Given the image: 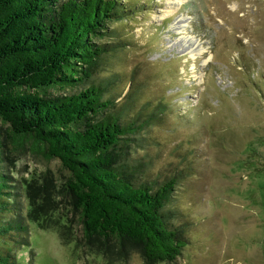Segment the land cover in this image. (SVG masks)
Listing matches in <instances>:
<instances>
[{"label": "rangeland", "instance_id": "1", "mask_svg": "<svg viewBox=\"0 0 264 264\" xmlns=\"http://www.w3.org/2000/svg\"><path fill=\"white\" fill-rule=\"evenodd\" d=\"M122 1L142 10L115 23L111 40L124 47L98 61L92 78L114 71L118 103L134 84L148 122L130 159L143 162L145 180L177 178L170 210L183 207L184 222L172 220L186 243L151 264H264V0ZM12 158L22 213L32 214L24 245L0 244L16 263L149 264L138 249L86 242L60 192L41 188L59 177L57 160L28 149Z\"/></svg>", "mask_w": 264, "mask_h": 264}, {"label": "trees", "instance_id": "2", "mask_svg": "<svg viewBox=\"0 0 264 264\" xmlns=\"http://www.w3.org/2000/svg\"><path fill=\"white\" fill-rule=\"evenodd\" d=\"M141 10L122 0H0V244L26 241L32 214L22 213L8 165L28 149L58 161L59 177L41 188L60 192L86 242L102 252L138 249L149 264L181 253L186 239L172 216L184 222L183 207L170 210L177 178L145 180L143 162L130 159L148 122L132 100L136 87L118 103L114 71L92 78L98 61L124 47L111 40L115 23ZM0 264L18 263L0 249Z\"/></svg>", "mask_w": 264, "mask_h": 264}]
</instances>
